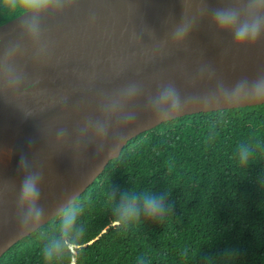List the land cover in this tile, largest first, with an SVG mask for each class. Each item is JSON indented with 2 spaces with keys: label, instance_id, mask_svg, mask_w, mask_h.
<instances>
[{
  "label": "water",
  "instance_id": "95a60500",
  "mask_svg": "<svg viewBox=\"0 0 264 264\" xmlns=\"http://www.w3.org/2000/svg\"><path fill=\"white\" fill-rule=\"evenodd\" d=\"M81 1L46 0L0 26V134L15 137L0 187V259L133 138L186 115L264 104V35L236 46L210 23L213 10L244 0H126L90 12ZM29 174L40 176L43 216L23 225Z\"/></svg>",
  "mask_w": 264,
  "mask_h": 264
},
{
  "label": "trees",
  "instance_id": "16d2710c",
  "mask_svg": "<svg viewBox=\"0 0 264 264\" xmlns=\"http://www.w3.org/2000/svg\"><path fill=\"white\" fill-rule=\"evenodd\" d=\"M46 0H0V26ZM241 145L253 159L240 167ZM264 104L201 112L133 138L69 207L83 236L55 264H264ZM168 193L162 220L117 225L113 193ZM60 215L20 240L0 264H46Z\"/></svg>",
  "mask_w": 264,
  "mask_h": 264
},
{
  "label": "clouds",
  "instance_id": "9594fccd",
  "mask_svg": "<svg viewBox=\"0 0 264 264\" xmlns=\"http://www.w3.org/2000/svg\"><path fill=\"white\" fill-rule=\"evenodd\" d=\"M210 23L218 32L231 35L236 46L254 43L264 35V0H244L242 8L224 7L211 12ZM186 28H178L175 39L182 40ZM253 159V149L241 145L237 152L238 165L247 167ZM25 162L21 160L23 165ZM39 174L26 175L20 185L19 206L25 212L22 224L29 220L39 221L43 210L38 206L40 198ZM264 183V177L258 179ZM168 193L166 191H134L122 188L113 193L112 215L117 225L128 224L143 218L162 220L168 213ZM80 212L72 207L61 210L56 233L47 240L43 248L46 264L55 262L78 246L83 236V228L78 223Z\"/></svg>",
  "mask_w": 264,
  "mask_h": 264
},
{
  "label": "bare ground",
  "instance_id": "6f19581e",
  "mask_svg": "<svg viewBox=\"0 0 264 264\" xmlns=\"http://www.w3.org/2000/svg\"><path fill=\"white\" fill-rule=\"evenodd\" d=\"M143 3L144 0H138ZM102 2H115L116 4L125 5L126 0H82L80 2L81 11H97L102 8ZM74 10V9H73ZM15 137L13 130H6L0 134V187L3 186L11 170L13 148Z\"/></svg>",
  "mask_w": 264,
  "mask_h": 264
}]
</instances>
